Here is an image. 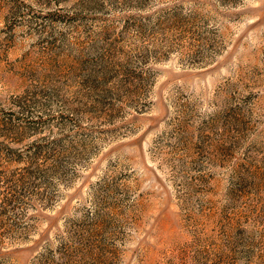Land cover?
<instances>
[{
	"label": "rangeland",
	"instance_id": "1",
	"mask_svg": "<svg viewBox=\"0 0 264 264\" xmlns=\"http://www.w3.org/2000/svg\"><path fill=\"white\" fill-rule=\"evenodd\" d=\"M28 149L0 264H264V0H0V176Z\"/></svg>",
	"mask_w": 264,
	"mask_h": 264
},
{
	"label": "trees",
	"instance_id": "2",
	"mask_svg": "<svg viewBox=\"0 0 264 264\" xmlns=\"http://www.w3.org/2000/svg\"><path fill=\"white\" fill-rule=\"evenodd\" d=\"M37 150H27L19 158V161L24 163V166L18 173L10 174L8 177L0 176V182L6 185V194L0 199V206H5L6 211L10 212L12 217H17V213L14 210H18L21 207V199L23 197H34L38 198V195H43L38 189L43 187L46 183V187H49V181L51 178L50 171L52 168H58L57 159H53V164L45 165V163H39V156ZM39 154H42L39 152ZM46 161V160H45ZM45 165L47 167H42ZM49 166V167H48ZM44 186V189L46 188Z\"/></svg>",
	"mask_w": 264,
	"mask_h": 264
}]
</instances>
